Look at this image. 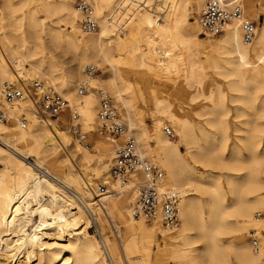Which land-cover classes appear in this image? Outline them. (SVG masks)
<instances>
[{
  "label": "bare ground",
  "instance_id": "6f19581e",
  "mask_svg": "<svg viewBox=\"0 0 264 264\" xmlns=\"http://www.w3.org/2000/svg\"><path fill=\"white\" fill-rule=\"evenodd\" d=\"M13 1L4 2L10 15L9 25L18 31L16 36L19 42L14 47L12 45L9 51L0 45V82L13 85L29 83L23 73L28 77L36 75L47 82H57L58 88L51 85L68 101L72 113L84 112L82 118L87 124L91 121L96 102L88 99L89 92L78 95V84H73L72 80H82L85 64L109 61L115 43V36L112 35L114 26L131 20L137 9L148 0H112L114 6H111V0H91L97 24V29L91 33L83 32L80 23H77L81 14L74 5L76 0H15L17 4ZM225 1H236L244 16L256 22L258 29L251 43L242 41L236 23L228 24L221 34L212 36L210 41L199 39L198 35L202 34L198 15L206 0H158L156 8L164 13L150 8L142 12L140 19V39L147 51L165 58L159 63L172 79L180 84L193 85L194 90L187 94L188 99L194 101L202 98L212 103L211 113L216 115V120L207 124L214 126L222 135L218 148L211 150L209 147L214 141L212 131L201 128L199 122L193 124L181 109L172 111L170 103L165 100H155L154 108L175 122L178 137L175 140L167 135V138L163 137V122L156 120L151 131L136 130L135 139L127 129L135 123L127 102L117 90V79L122 81V86H126L123 76L114 66L108 79L104 78L108 71L102 76L111 89H116V101L124 115L123 121H120L115 110L116 121L126 129L124 136L115 139L124 142L126 137H133L139 155L151 159L148 141L150 136H154L157 160L166 176L156 161L145 159L160 167L164 174L162 186L178 194V225L172 229L165 228L156 220L146 227L144 220L132 216L134 203L130 209V201L134 196L136 201L135 187L140 184V176H130L125 185H120L111 176V170L110 175L109 171H105L108 158L112 155L111 148L118 147L117 140L101 130V133L96 131V146L91 151L80 145L75 137L70 138V131L59 129L52 118H41L38 107L27 99L9 108L10 120L0 123V161L10 166L15 174V180L11 182L7 173L0 169V264H106L101 253L105 258L110 257L112 249L102 244L104 248L101 246V252L98 239L86 231L91 227L89 218H97L94 212L100 214L103 209L109 214L116 213L124 232L137 240V249L142 252L150 251L152 245L158 246L160 237V241H166L170 257L179 263L231 264L232 256L238 264H264V235L260 243L256 238V231L264 229V217L261 221L255 218L264 213V97L257 108L256 95L245 94L247 84H256L260 87L259 92H264V19L259 21V16L264 15V3L260 0ZM24 3H33L45 15L43 28L35 10L26 11L29 35L39 40L45 31L49 44L73 54V65L60 76L54 74L57 69L52 58L47 57L46 66L43 58H33L43 52L40 41L32 46L22 44L24 40L19 20L13 19L12 15ZM190 16L195 19L193 26H190ZM61 22L68 29L64 42L59 27L55 25ZM197 49L207 56L217 75L222 78L217 82L216 98L205 89L207 80L201 76ZM130 52L137 60L138 67L150 68L137 40L130 46ZM10 61L15 67L10 66ZM91 81L90 86L94 89ZM223 82L226 89H222ZM227 92H230L229 95ZM227 95L233 103H240L235 118L248 116L247 110H253L256 120H263L254 124L246 122L245 125H249L246 130H242L238 124L234 125L235 134H245L236 139L242 143L248 158L243 156L237 144H233L228 156L222 154L228 141V123L224 120L228 112L224 107ZM99 101L96 121L100 127ZM23 114L30 116L34 127L27 126V117L23 127L19 124V117ZM100 136L109 143L101 141ZM65 145H70L69 149H65ZM180 146L195 163L211 164L215 160L220 167L228 170L224 179L227 191L222 188L218 177L196 172L186 162ZM59 149L64 151L63 156L59 155ZM32 152L38 157L35 165L29 162ZM69 165L77 171L70 170L71 178L65 173ZM240 166L247 170L242 178L236 174ZM81 168L103 177L104 192L79 171ZM133 189L135 192L131 198L127 197L126 193ZM123 192L124 197L120 195ZM227 194L231 198L228 205L225 202ZM108 195L123 198L119 196L118 199L109 200L102 208L101 204L110 198ZM76 225L81 230L76 231ZM228 231L234 235L231 241L223 242ZM244 235L251 238L252 245L245 242ZM252 249L256 250V254L252 253ZM115 255L118 259V252Z\"/></svg>",
  "mask_w": 264,
  "mask_h": 264
},
{
  "label": "rangeland",
  "instance_id": "374dc122",
  "mask_svg": "<svg viewBox=\"0 0 264 264\" xmlns=\"http://www.w3.org/2000/svg\"><path fill=\"white\" fill-rule=\"evenodd\" d=\"M4 1L5 0H0V45L1 47L5 48L6 51H9L8 49L12 48V45L14 47L18 44L19 39L16 36L18 31H15L14 28L9 25L10 15L8 14V10L6 8ZM14 1L13 3L17 4V1L16 2ZM75 2L76 1H74V5H75ZM260 2L264 3V0H260ZM157 4H158V0H148L144 5H141L137 9L136 15L131 20H129L128 22L121 23L120 26H116V27L114 26L113 30H114V33L116 34L113 33L112 35L115 36V43H114V46L112 47L111 51H113V53L109 61L107 63H102L101 61H97L96 62L97 64L96 63L93 64L97 66V68L99 69V72L91 81L92 87H94L97 93L89 92L88 94V99L89 100L94 99L96 102V106L92 112V117L90 119L91 121L85 124L82 118V115H84V112L82 111L80 113L75 112L78 116L77 121L80 124V128L82 132L86 133L89 137V142L91 143L90 145L91 147L89 148V150L91 151L95 150L96 140H97L96 131L101 130L96 121V111L98 108V101H99L98 92H104L107 95H109L112 99L113 106L119 117L118 119H120V121H123V118H124L122 110L120 109V106L116 101V97H115L116 89L115 90L111 89V87L105 81L102 80V76L104 75L103 73H105L106 71L108 72L105 74L106 76H104V78L108 79V76L110 75V69L112 66L118 69L119 74L123 76L124 78L123 81L126 83V86L124 85L126 87L125 88L124 86H122L123 85L122 81L120 79H117V90L118 89L120 90L121 96L127 102L128 104L127 107L132 116V120L135 123L131 128H129L124 123L122 124L128 127L127 129L131 133V135H133V137H134V133L136 130L151 131L153 124L156 120H161L163 122V127L164 128L168 127L172 131L174 136L171 138V140H175L178 137L175 122L171 121L167 117V114L159 112L154 108L155 100H165L168 103H170L172 111L177 112L179 109H181L182 114L188 117L192 121L193 124H195L196 122H199L202 125L201 128H205L208 131H212L214 134V141H213V144L209 147L211 150L218 148L219 142L222 139V135L219 133L218 129H216L214 126H210L209 124H207L208 122L216 120V115L211 113L212 108H213L212 103L209 100L202 99V98H199V100H194V101L189 100L187 94L194 90L193 85L192 84L191 85L180 84L174 79H172L170 74H168L162 68V65L159 63V62L164 61L165 58L163 56L157 57V55H155L151 51H147L146 45H144L140 39V30L142 27L140 23V19L142 17L141 15L142 12L144 10L154 8L160 11L162 14L164 13L163 10L156 8ZM111 6H114L112 4V0H111ZM257 6L259 7V5ZM30 9L35 10L37 17L40 21L41 27H43L45 23V15L39 10L38 6L34 5L33 3H30V4L24 3L21 9H17L16 12L12 15V18L19 20L20 32H21L22 40H24L22 44L23 45L30 44V46H32L34 43H37V41H40L43 44L42 46L43 52L36 54L33 58L35 59H38L39 57L43 58L45 66L48 64L47 57L52 58L56 66V69H57L54 74L56 76H60L62 73H64V71H66V68L73 65L71 64L73 54L71 52H65L66 50L63 48H60L59 46L56 47V46H52L51 44H49V36L46 34L45 31H43L42 33L43 35L41 36L39 40L29 35L30 33L28 32L26 28L25 14H26V11ZM192 14L195 15V12H192ZM263 19H264V15H260L259 21L262 22ZM194 21L195 19H193L190 16L189 17L190 26H193ZM77 23L78 24L80 23V19L77 20ZM55 25L59 27V34L63 36L62 41L64 42V39H65L64 37L68 30L67 25L63 22L56 23ZM257 29L258 27L256 25V30ZM198 37L199 39H203L204 41L206 40L210 41L212 39V37H204L200 35H198ZM134 40H137L140 51L144 53L145 59L148 61L150 65L149 69L138 67L137 60L135 59V57H133L132 53L130 52V46L133 45ZM197 53H198L197 59L199 60L201 76L207 80L204 84L205 89L208 93H211L214 96V98H216L217 82L222 81V78L217 75L213 64L210 62V60L207 59L206 55L202 54L200 49H197ZM252 61H255V59L252 58ZM91 64L92 63L89 62L85 64V66L91 65ZM7 66L9 68V65ZM10 66L15 67V64L13 65L12 62L10 61ZM9 70L11 69L9 68ZM22 75L24 79L25 78L27 79V81H30L33 78L44 79L36 75L35 76L33 75V77H31L32 75L28 77L24 73ZM72 81H73V84L77 85L80 80L74 79ZM3 82L4 81L0 82V90L2 88ZM48 82L58 88L57 82H54L55 84L53 82L51 83L50 81ZM62 88L64 89V85ZM259 88L260 87L256 84H247L245 86V94L256 95L257 108L259 107L260 102L264 97V92H259ZM222 89H226V83L224 82L222 83ZM228 95L225 97V100H224V107L228 110L226 116L224 117V120L227 121L228 123V129H227L228 141L226 143L224 150L222 151V154H224V156H228L229 150L231 149L233 144H237L238 147L241 149V153L243 154V156L245 158H248L247 152H245L242 146V143H240V141L236 139L237 136H241V135L244 136L245 134L244 133L235 134L234 125L238 124V126L242 130L244 129L246 130L249 128V125L247 126L245 125L246 122H248L249 124H254L255 121L257 123H261L263 120L261 119L256 120L255 111L253 110H247L248 116H244L239 119L235 118L237 114V108L240 105V103H233L230 100ZM80 99H83V98L81 97ZM23 104L25 105L26 103H23ZM32 110L34 109L32 108ZM26 117L28 119L27 126L34 127L33 121L30 118V116L24 115V118ZM51 120H53V122L56 123L57 127L61 129L62 131L69 132V123H68L67 115L63 117H59V118H52ZM163 127L161 130L162 136L167 138V136L163 133ZM68 135L70 138L74 137L70 132ZM101 138H102L101 141L107 142L103 137ZM134 138L136 139V137ZM149 139L150 140L148 141V147L150 150L151 159H149L148 157H145V158L156 161L161 167V169L163 170V172L165 173L163 166L157 160V156H156L157 150L155 146L154 136H150ZM115 140L118 141V146L123 143L122 139H115ZM68 146L70 145H65V149H69ZM111 149H112L111 150L112 155L110 156V158H108V162H107L108 165H106L105 167V171H109V175H110V170L112 167L114 151L116 148L114 146ZM179 149L184 155L186 162L190 164L193 168H195L196 172L204 173V175L209 174L208 176H211V177H218L222 188L227 191V185L224 179H225V175L228 173V170H226L224 167H220L215 162V160H213L214 162L211 164L195 163L191 159L190 156L185 154V150L182 146H180ZM141 152H142V148H141ZM58 153L60 156L64 155L63 150L59 149ZM37 160H38V157L36 153L32 152L29 162L32 165H35L37 163ZM0 169L3 170L5 173H7L11 182H14L15 174H14V171L10 168V166L6 165L3 161H0ZM70 170L71 171L74 170V172L76 173L77 171H75L74 168H71L70 165L66 167L65 173L68 177L71 178L72 175L70 173ZM79 171L83 175H86L89 179H91L96 184V187L98 185L99 186L104 185L102 184L103 177L101 175H97L94 172H90L86 168H81ZM236 174L239 178L244 177L247 174L246 167L240 166L239 171ZM165 176H166V173H165ZM110 179L108 180L110 181ZM205 182L207 183L208 181L205 180ZM133 192H135V189L126 193V196L131 198V196L133 195ZM124 194L125 192L121 193L120 195L124 197ZM108 196H110V198H107V200L103 204H101L102 208H104V206L107 205L109 200H115L119 198V196L115 197V195H108ZM134 199H135V196L132 197L130 201L131 202L130 209H132ZM225 202L227 205L230 204L231 198L229 194L226 195ZM94 214L97 216L98 220L96 217L89 218L88 216V218L90 219L89 224L91 227L89 226L90 228H88V230L86 231L94 235L96 239H98L99 248L101 252L104 246L106 245L108 246V248L112 249L111 250L112 254L110 255V257L105 258L104 254L102 255L101 253V258L106 264L107 263L108 264H184V263H179L170 257L169 251L166 250V241L165 242L160 241V237H159L158 246L152 245L150 248V251H148L147 253L142 252L141 250L137 249V244H136L137 240H135L134 238H131L129 235H127L124 232L123 228L119 224V221L116 217L115 212L112 214H109L106 212V210L103 209L100 211V214L97 212H94ZM263 217H264V213H260L255 218L261 221ZM148 223L149 222L144 221V225L146 227H150ZM76 226H77L76 231L81 230V227H78V225ZM228 233H229L228 235L224 236L223 242L231 241L230 238L234 235V233H231V231H228ZM257 233H258V235H256L257 242L260 243L261 240H263L262 238L264 235V229L261 228L259 232L256 231V234ZM244 237H245V242L247 244H251V238L247 235H244ZM102 244L104 246H102ZM197 245L200 246L201 244L198 243ZM117 252H118V259L120 258V261L117 259V256L115 255ZM252 253L256 254V250L252 249ZM230 259H231V264H238L237 262H235L232 256H230Z\"/></svg>",
  "mask_w": 264,
  "mask_h": 264
},
{
  "label": "built area",
  "instance_id": "2783aa9c",
  "mask_svg": "<svg viewBox=\"0 0 264 264\" xmlns=\"http://www.w3.org/2000/svg\"><path fill=\"white\" fill-rule=\"evenodd\" d=\"M75 5L81 14L80 28L85 33H91L97 29L91 0H76ZM199 27L204 37L217 36L223 32L228 24L236 23L241 32L242 41L246 44L252 42L256 33V24L247 19L236 1L206 0L198 15ZM99 69L95 65H86L83 68V78L77 85L78 95L88 92L97 93L90 86ZM98 121L102 132L113 138H120L125 134V127L116 121L115 109L112 99L104 92H99ZM31 99L38 107L42 118H59L67 115L70 133L76 137L83 147L89 149L91 143L86 133L82 132L77 121V114L72 113L68 101L60 95L47 81L33 78L28 84L13 85L4 83L0 92V123L10 120L9 108L18 102ZM24 115H20L19 124L25 125ZM163 132L168 137L174 135L166 127ZM111 176L120 185H125L130 176H140V184L137 188L136 201L132 209V216L146 222L160 221L165 228H174L178 225L177 205L179 196L177 193L162 186L164 174L160 167L151 161L142 158L137 150L133 137H126L122 145L115 149L111 167ZM105 185L99 186L104 192Z\"/></svg>",
  "mask_w": 264,
  "mask_h": 264
}]
</instances>
